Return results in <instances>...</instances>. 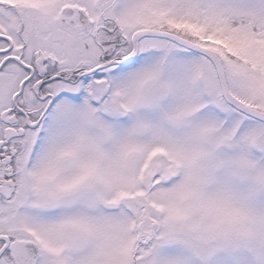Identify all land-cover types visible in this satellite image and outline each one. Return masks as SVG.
Masks as SVG:
<instances>
[{
  "label": "snow or ice",
  "instance_id": "snow-or-ice-1",
  "mask_svg": "<svg viewBox=\"0 0 264 264\" xmlns=\"http://www.w3.org/2000/svg\"><path fill=\"white\" fill-rule=\"evenodd\" d=\"M0 264H264V0H0Z\"/></svg>",
  "mask_w": 264,
  "mask_h": 264
}]
</instances>
